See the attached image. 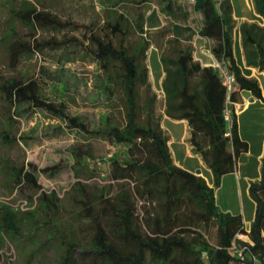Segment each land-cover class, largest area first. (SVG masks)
I'll return each instance as SVG.
<instances>
[{
	"label": "trees",
	"instance_id": "1",
	"mask_svg": "<svg viewBox=\"0 0 264 264\" xmlns=\"http://www.w3.org/2000/svg\"><path fill=\"white\" fill-rule=\"evenodd\" d=\"M102 1L116 7L122 0ZM147 1L140 0L141 4ZM252 2L255 12L264 19V0ZM180 4L186 3L161 0L160 11L169 18L180 14L185 20L187 13L181 12ZM188 6L201 18L195 34L210 41L211 54L234 76L236 87L227 92L217 68L201 66L194 60L191 46H179V37L191 42L194 32L175 25L171 55L159 54L164 73L161 88L165 114L187 121L189 143L211 171L212 187L203 177L173 163L168 136L161 128V118L154 113L156 96L150 95L149 69L145 64L149 43L144 37L127 48L91 37L94 59L106 77V90L113 84L121 95V123L106 115L99 127L90 131L80 117L65 113L63 104L43 100L36 81L10 77L0 83L9 118H14L12 112L21 106L45 110L63 118L70 128L104 139L117 150L108 159L110 181L106 187L87 191L76 181L79 196L75 200L79 205L76 218L84 223L85 234L80 237L68 229L61 235L57 264H264V157L259 180L249 185L255 211L248 230L241 215L221 212L214 197L221 178L236 169L239 156L248 150V143L239 135L234 112L235 105L242 102L241 92L248 91L262 102L264 96L258 80L244 76L236 63L230 0H195L194 5ZM11 11L15 19L32 28L37 24H59L55 17L44 14L29 1H21L20 8ZM116 19L117 24L107 22L113 34L121 32L127 21L130 24L122 13ZM145 21L144 13L137 12L132 18L133 27L144 33ZM239 32L247 66L264 72V25L244 22ZM7 37L10 66L40 50L39 45L32 46L14 33ZM140 86L145 88L143 99ZM226 108L231 112L230 123L224 117ZM2 140L6 144L16 141L5 132ZM71 152L81 167L87 166L92 158L88 148L79 146ZM34 170L31 163L9 166L17 184L40 190ZM57 171L59 165L42 169L43 173ZM41 196L45 193L41 192ZM24 221L0 203V250L7 236L15 239L22 234ZM212 226L216 228L213 241ZM58 232L54 228L49 239ZM238 234L248 241L237 239ZM233 244L246 247L243 258L231 250Z\"/></svg>",
	"mask_w": 264,
	"mask_h": 264
},
{
	"label": "rangeland",
	"instance_id": "2",
	"mask_svg": "<svg viewBox=\"0 0 264 264\" xmlns=\"http://www.w3.org/2000/svg\"><path fill=\"white\" fill-rule=\"evenodd\" d=\"M21 1L34 3L44 14L55 17L59 24H37L34 28L24 25L14 18L11 11L12 8H20ZM160 1L148 0L141 4L140 0H122L115 7L102 0H0V83L10 77L36 81L43 100L55 105L63 104L65 113L80 117L90 131L98 128L106 115L121 123V95L113 84L110 90H106V77L102 66L94 59L91 37L97 36L115 47L125 48L144 37L149 43L145 64L149 69L150 95L156 96L154 113L162 118L165 99L159 82L163 74L159 54L171 55L175 25L192 29L191 42L184 36L177 42L180 47H192L201 18L187 4L179 5L181 12L187 13L185 20L180 14L169 18L160 11ZM232 2L235 14L249 15L245 0ZM248 2L251 5V0ZM137 12L146 16L144 33L133 27L132 18ZM119 13L124 14L130 24L127 21L121 32L113 34L107 22L117 24ZM258 21L264 22L259 18ZM13 33L32 46L39 45L40 50L10 66L6 44L10 40L7 36ZM219 66L223 68L222 64ZM139 93L142 99L145 98L143 86L139 87ZM12 114L14 118H9L7 102L0 94V203L25 219L19 237L5 238L0 250V264H57L61 235L68 229L80 237L85 234L84 223L76 218L79 210L75 202L79 198L76 181L87 191L106 187L110 181L108 159L117 150L104 139L70 128L63 118L45 110L26 105L19 110L14 109ZM252 118L254 124H251ZM240 120L244 136L257 140L264 131V107L253 106ZM4 132L16 141L4 143ZM79 146L88 148L92 155L84 167L74 161L71 152ZM28 163L35 166L33 173L40 190L17 184L9 171L11 165ZM55 165H59V171L42 172V169ZM203 172L208 175L205 167ZM41 192L45 196L42 197ZM239 199L238 192L233 196L225 192L222 197L225 206H231L233 210L240 206ZM242 200L246 209L251 207L244 194ZM54 228L59 232L49 239ZM215 229V226L210 229L211 241Z\"/></svg>",
	"mask_w": 264,
	"mask_h": 264
},
{
	"label": "crops",
	"instance_id": "3",
	"mask_svg": "<svg viewBox=\"0 0 264 264\" xmlns=\"http://www.w3.org/2000/svg\"><path fill=\"white\" fill-rule=\"evenodd\" d=\"M245 1L248 5V16L243 13L235 14L233 2L230 0L233 9L232 15L235 22V28L233 30V53L236 63L242 74L246 77L257 79L261 87L262 96H264V72H260L256 68L247 66L241 42V35L239 32L240 24L244 22H256L259 25H264V22H259L258 18L261 20L264 19H262L255 12L252 0L251 5L249 4L248 0ZM192 44V54L195 61L199 62L201 66H211L217 69L219 68L220 62L214 55L211 54L209 49L210 41L208 39L200 37L197 34L196 39H194ZM163 76L164 73L159 77V82L161 83ZM250 97H252V95L248 91H242V102L236 104L234 110L236 114L239 135L241 139L248 143V150L239 156L236 169L231 173L225 174L221 178L219 186L214 190L215 204L217 208L223 213L241 215L243 225L246 230H248L250 227L255 211L254 202L249 195V185L252 182L259 180L261 159L264 157V131H262V133L257 137V140L254 141L251 140V138H248V136H244L242 132L240 118L242 116H246L253 106L258 105L264 107V102L254 97L253 101H250ZM253 113L251 115L252 117ZM254 122L255 120L252 118L251 124H254ZM161 128L168 136L167 145L174 165L194 174L195 171L199 169L201 171L199 176L203 177L206 183L212 187L213 176L211 171L203 162L201 157L193 152L192 146L189 143L190 128L187 121L172 119L164 114L161 118ZM204 167L208 175L204 174ZM225 192L230 196H233L234 193H239L240 206H238L237 210H233L231 206H225L226 204H224L222 201V197L225 195ZM243 194L247 197L249 204L251 205V207L248 206V209H246L243 203Z\"/></svg>",
	"mask_w": 264,
	"mask_h": 264
},
{
	"label": "built area",
	"instance_id": "4",
	"mask_svg": "<svg viewBox=\"0 0 264 264\" xmlns=\"http://www.w3.org/2000/svg\"><path fill=\"white\" fill-rule=\"evenodd\" d=\"M175 2H179V3H186L188 5H194L195 0H173ZM219 70V74L222 80V84L226 87L227 92L232 91L236 85H235V78L232 74H230L227 69L223 66V68H221L219 66L218 68ZM224 117L226 119V121H228L230 123L231 121V112L228 108L225 109L224 112ZM237 239L242 240V241H248L247 238L242 235V234H238L236 236ZM244 238V239H243ZM246 247L245 246H239L236 244H233L231 247V250L237 254V256H239L240 258L244 257V251H245Z\"/></svg>",
	"mask_w": 264,
	"mask_h": 264
},
{
	"label": "water",
	"instance_id": "5",
	"mask_svg": "<svg viewBox=\"0 0 264 264\" xmlns=\"http://www.w3.org/2000/svg\"><path fill=\"white\" fill-rule=\"evenodd\" d=\"M250 101H253V97H250ZM201 171L198 169L195 171V175H200Z\"/></svg>",
	"mask_w": 264,
	"mask_h": 264
}]
</instances>
